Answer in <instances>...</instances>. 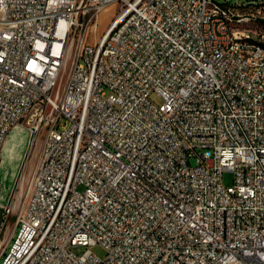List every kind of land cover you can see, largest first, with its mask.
I'll return each mask as SVG.
<instances>
[{"label": "built area", "instance_id": "built-area-1", "mask_svg": "<svg viewBox=\"0 0 264 264\" xmlns=\"http://www.w3.org/2000/svg\"><path fill=\"white\" fill-rule=\"evenodd\" d=\"M250 1L0 0V165L36 127L0 264H264V41L207 22Z\"/></svg>", "mask_w": 264, "mask_h": 264}, {"label": "rangeland", "instance_id": "rangeland-1", "mask_svg": "<svg viewBox=\"0 0 264 264\" xmlns=\"http://www.w3.org/2000/svg\"><path fill=\"white\" fill-rule=\"evenodd\" d=\"M115 11H116L115 8H112V9H108L103 14L102 23L100 25L99 32H103L106 29L108 24L111 22L112 17L115 15ZM256 26L257 28L264 27V21H260V23H258ZM150 99L157 104H160L162 102V98L156 92L151 93ZM12 141L13 140L11 139L10 145L12 144ZM28 145H29L28 132H24V134L20 136L13 151L11 146L8 145V141L6 140L5 142L4 145L5 148L3 149L2 152V163L0 167V179L2 184L3 194L5 196L4 202H7L9 199L11 190L14 187L16 179L19 175L21 165L23 163V158L27 151ZM8 151H12L11 153L12 158L10 159H8V156H10V154H8ZM30 156H33V150ZM30 162L27 164V167L30 165ZM192 163H194V160H192ZM30 171L31 169H25V176H30ZM233 178H234V173L231 170H224L222 174V181L225 186L231 185L233 183ZM15 220H16L15 215H10L6 217L2 215V222L0 223V254L3 251V248L6 246L8 242V238L12 234L15 228ZM90 249L94 254H96L101 258H103L106 254L105 248L100 244L93 245L90 247ZM74 250L76 253L81 254L85 250V247L78 246L75 247Z\"/></svg>", "mask_w": 264, "mask_h": 264}, {"label": "bare ground", "instance_id": "bare-ground-1", "mask_svg": "<svg viewBox=\"0 0 264 264\" xmlns=\"http://www.w3.org/2000/svg\"><path fill=\"white\" fill-rule=\"evenodd\" d=\"M233 3H240L241 0H231ZM232 14H254L229 18V13H216L207 15L208 29L217 28V20H224L225 26L230 29H244V34L237 37V44L246 45L241 47H232V42H223V49L229 51L231 57H239L246 66L258 64V55L251 54L250 49H258L259 41H264V27L257 28L260 21H264V4L260 0L250 1V7L232 6ZM256 15V16H255ZM256 33V38L255 37ZM260 88L264 91V64L259 65ZM29 137H36V127L27 129ZM11 131H8V136ZM33 148H27L26 156H30ZM33 176V169L30 171ZM19 176L16 179L14 187L18 184Z\"/></svg>", "mask_w": 264, "mask_h": 264}, {"label": "water", "instance_id": "water-1", "mask_svg": "<svg viewBox=\"0 0 264 264\" xmlns=\"http://www.w3.org/2000/svg\"><path fill=\"white\" fill-rule=\"evenodd\" d=\"M24 132H26V130L24 131V129H22V128H18V129H15V130L9 135L7 141H8V145L11 146L12 151H13V149H14L16 143L18 142V139L20 138V136H22V134H24ZM11 139H12L13 141H12V144L10 145V141H11ZM4 148H5V147H4ZM4 148H3V149H4ZM8 150H9V149H8ZM12 151H8V154H10V156H8V159L12 158V155H11ZM2 152H3V151H2ZM1 163H2V161H1ZM0 167H1V165H0ZM4 200H5V196H4V194H3V189H2V194H1V199H0V201H1L2 203H5ZM1 222H2V213H1V210H0V223H1Z\"/></svg>", "mask_w": 264, "mask_h": 264}, {"label": "trees", "instance_id": "trees-1", "mask_svg": "<svg viewBox=\"0 0 264 264\" xmlns=\"http://www.w3.org/2000/svg\"><path fill=\"white\" fill-rule=\"evenodd\" d=\"M8 247L6 248V251H7Z\"/></svg>", "mask_w": 264, "mask_h": 264}]
</instances>
